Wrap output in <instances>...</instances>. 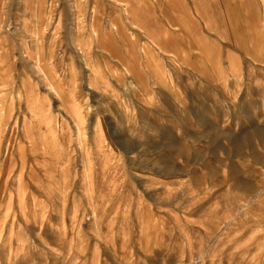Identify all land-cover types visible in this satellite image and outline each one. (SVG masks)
Here are the masks:
<instances>
[{"label":"rangeland","instance_id":"1","mask_svg":"<svg viewBox=\"0 0 264 264\" xmlns=\"http://www.w3.org/2000/svg\"><path fill=\"white\" fill-rule=\"evenodd\" d=\"M0 264H264V0H0Z\"/></svg>","mask_w":264,"mask_h":264},{"label":"bare ground","instance_id":"2","mask_svg":"<svg viewBox=\"0 0 264 264\" xmlns=\"http://www.w3.org/2000/svg\"><path fill=\"white\" fill-rule=\"evenodd\" d=\"M250 9V8H249ZM250 11V10H249ZM52 89V88H51Z\"/></svg>","mask_w":264,"mask_h":264}]
</instances>
